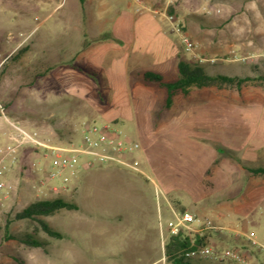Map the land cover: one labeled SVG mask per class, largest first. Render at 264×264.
Instances as JSON below:
<instances>
[{"label": "rangeland", "instance_id": "obj_1", "mask_svg": "<svg viewBox=\"0 0 264 264\" xmlns=\"http://www.w3.org/2000/svg\"><path fill=\"white\" fill-rule=\"evenodd\" d=\"M103 1L107 7V0ZM150 2L148 11L139 4L137 12L173 15L194 43L195 52L216 63L198 64L182 51L183 60L204 67L209 74L264 76V0ZM101 4L100 0H0V146L10 134L5 119L57 145L81 142L86 124L109 123L139 144L136 156H157L158 172L151 169L147 157L137 158L144 175L94 163L81 169L66 191L55 194L40 187L52 162L38 153L23 156L22 152L18 167L0 176V182L8 185L0 191V264L159 262V222L165 228L171 219L167 197H174V210L207 217L226 229L213 233L208 244L244 249L252 262L264 264V256L252 250L244 236L233 234L243 233L264 246V176H252L245 169L264 166V81L254 79L222 90L193 89V104L186 111L161 118L157 116L163 90L145 89L135 73L130 77L129 106H116L123 117L114 111L106 93L70 94L67 88L76 82L68 78L70 71L85 75L77 69L84 63L75 54L81 29L100 23ZM170 8L173 14L168 13ZM189 14L196 17L187 21ZM195 18L208 26L200 27ZM174 77L165 75L166 80ZM167 118L188 125L176 127L183 133L163 134L170 129L163 122ZM216 148L226 153L220 155ZM173 186L172 191L165 190ZM57 197L79 208L46 218L62 239L38 232L44 250L5 240L7 235L30 233L36 227L30 221L14 220L15 214L32 202ZM209 263L233 264L200 260V264Z\"/></svg>", "mask_w": 264, "mask_h": 264}, {"label": "crops", "instance_id": "obj_2", "mask_svg": "<svg viewBox=\"0 0 264 264\" xmlns=\"http://www.w3.org/2000/svg\"><path fill=\"white\" fill-rule=\"evenodd\" d=\"M100 1L102 2L100 16H98L100 23L89 27L87 25L85 30L81 29L82 35L78 38L77 51L75 52L76 60L84 63L77 69L96 73L99 81L86 74L82 76L71 70L68 78L75 79L76 82L70 84L67 91L76 95L94 93L99 96L106 93L111 96L110 105L117 112L116 106L120 104L126 108L129 106V97L133 92L130 77L134 73L136 77L141 78L145 72H154L162 76L164 81L174 80L177 76V63L183 60L181 56L183 47L173 31V26L166 20L163 13L154 16L149 12H137V9L141 7L139 4L144 5L148 11L147 8L152 6L150 0H107V7L103 0ZM105 15L111 17L108 19L105 18ZM167 74H173L175 77L172 80H166L165 75ZM79 82L82 85H76ZM144 88L151 89L150 87ZM116 112H113L114 116H116ZM117 113L123 117L124 112ZM104 114L106 113L104 112ZM163 122H168L166 129L170 128L163 131V134L169 132L174 134V131L183 133L176 127L188 123L172 118H167ZM187 125L185 126L187 127ZM71 143L76 144L77 142ZM138 157L140 159L147 157L152 164L151 169L158 172L157 156L144 154L136 156V158ZM175 188L174 186L167 187L165 190L172 191ZM172 201H174V197H167L169 208H172ZM141 260H139V264L158 262V260L145 262H141ZM252 264L258 263L255 261Z\"/></svg>", "mask_w": 264, "mask_h": 264}, {"label": "built area", "instance_id": "obj_3", "mask_svg": "<svg viewBox=\"0 0 264 264\" xmlns=\"http://www.w3.org/2000/svg\"><path fill=\"white\" fill-rule=\"evenodd\" d=\"M219 12V10H217ZM166 20L173 26V31L178 36L183 51L190 55L198 64L216 63L214 58H202L195 52V45L189 36L181 29L179 22L173 15H167ZM0 114L3 108L0 106ZM10 127L8 142L0 146V176H6L13 172L20 163L22 152L30 149L38 153L43 160L51 161L40 187L46 188L55 194L68 189L69 183L75 179L79 171L91 167L94 163L115 165L132 172L144 175L138 168L136 153L140 150L138 143L129 140L121 132L115 130L109 124H86L83 127L81 142L68 145H57L49 139L41 138L37 133H29L24 127L5 119ZM8 189L5 182H0V191ZM171 219L167 221L165 228L159 222V238L161 258L158 263L165 264V244L167 239L184 235L190 239L193 249L184 253L187 259H197L213 263L231 262L233 264H252L239 249L219 248L206 242L195 245V238L226 231L223 227L216 226L212 221L203 216L178 211L170 208ZM235 237L246 239L245 242L252 250L258 251L264 256V246L243 233L233 231Z\"/></svg>", "mask_w": 264, "mask_h": 264}, {"label": "trees", "instance_id": "obj_4", "mask_svg": "<svg viewBox=\"0 0 264 264\" xmlns=\"http://www.w3.org/2000/svg\"><path fill=\"white\" fill-rule=\"evenodd\" d=\"M168 13L173 14V9L170 8ZM193 17L196 16H192L191 14H189L186 19L187 21L192 20ZM195 19H198L196 21H199L200 27L208 26L202 18ZM180 26L183 30V26L181 24ZM21 52L22 50H20L15 55V57L18 56V54ZM80 71H83L84 74L92 77L94 80L99 81V77L96 73L86 72L82 69H80ZM254 79L264 81V76L252 79L230 77L221 74H209L206 69L200 65H197L192 62H187L185 60H180L177 63V76L174 80L164 81L162 76H160L159 74H156L154 72H145L142 74L141 83L145 87L163 90L164 98L162 100L160 110L157 116V118H161L162 116H178L182 112L186 111L193 104L191 97V92L193 89L222 90L231 86L239 88L242 83L247 81H253ZM216 151L220 155H224V153H226V150L222 148H216ZM28 152H32V150L25 149L23 151V156ZM216 163L217 161L213 163V166ZM245 169L252 176H264V166L253 168L247 167ZM210 170L211 168L207 170V173H209ZM78 209L79 208L77 204H75L74 202H70L59 197L32 202L27 205L23 210L15 214L13 219L16 221L26 220L34 223L36 227L33 232L7 235L5 237V240H15L26 247L36 249L39 248L44 250L45 243L38 238V232H42L47 237L52 239H62V234L52 228L46 221V218L51 217L54 214L63 210L77 211ZM210 237L211 234L205 235L202 238H198L196 236L195 245H199L204 242L207 243ZM193 248L194 247L191 246L190 239L184 235H179L175 238H169L167 239L165 244V260L168 262V264H200V260L187 259L184 257L185 251ZM239 250L244 253L242 251L244 249Z\"/></svg>", "mask_w": 264, "mask_h": 264}]
</instances>
